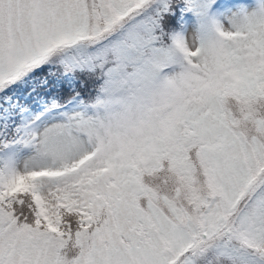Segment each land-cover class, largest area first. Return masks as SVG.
<instances>
[{
    "label": "snow or ice",
    "instance_id": "1",
    "mask_svg": "<svg viewBox=\"0 0 264 264\" xmlns=\"http://www.w3.org/2000/svg\"><path fill=\"white\" fill-rule=\"evenodd\" d=\"M0 264H264V0H0Z\"/></svg>",
    "mask_w": 264,
    "mask_h": 264
}]
</instances>
